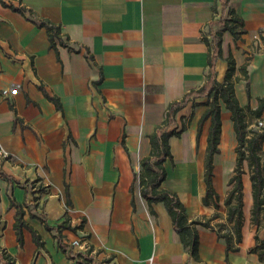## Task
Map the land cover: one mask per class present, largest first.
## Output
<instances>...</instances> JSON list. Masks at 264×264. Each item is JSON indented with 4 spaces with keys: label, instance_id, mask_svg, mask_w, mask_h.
Returning a JSON list of instances; mask_svg holds the SVG:
<instances>
[{
    "label": "crops",
    "instance_id": "crops-1",
    "mask_svg": "<svg viewBox=\"0 0 264 264\" xmlns=\"http://www.w3.org/2000/svg\"><path fill=\"white\" fill-rule=\"evenodd\" d=\"M228 10L244 32L236 42L222 34L216 81L224 79L226 58L234 60V76L248 59V80L234 88L240 106L254 108L264 97V0H227L224 10L219 0H0V146L9 154L0 155V264L2 252L8 264L188 260L166 209L148 207L135 177L168 104L205 84L203 38ZM43 22L56 29L53 47ZM204 101L193 98L178 112L176 127L180 115L191 120L169 140L161 187L177 194L189 222L214 227L215 208L202 205L209 121L198 139L197 126ZM220 118L212 162L223 177L234 165L236 139L223 104ZM17 212L39 246L26 228L18 245ZM248 219L237 251L225 250L215 228L196 225L198 259L187 264H264L248 250ZM65 220L71 229H57Z\"/></svg>",
    "mask_w": 264,
    "mask_h": 264
},
{
    "label": "trees",
    "instance_id": "trees-1",
    "mask_svg": "<svg viewBox=\"0 0 264 264\" xmlns=\"http://www.w3.org/2000/svg\"><path fill=\"white\" fill-rule=\"evenodd\" d=\"M221 9L224 10L227 5V0H219ZM226 17L221 15L219 20L215 23H210V39L208 37L203 38V42L208 46V69L206 75V82L198 90H192L185 94L179 101L168 104L164 113L163 122L157 126L149 135L150 152L149 155L140 161V171L135 177L137 182L139 193L141 197L146 201L148 207L152 203H161L166 209L167 214L172 222L174 231L179 237V241L189 255L188 260L184 263L187 264L189 260L198 259V236L195 226L202 225L207 228H215L216 234L224 240L226 244L225 250L237 251L234 246L239 245L242 239L241 227H242V178L240 166L244 161L247 162L250 174V190H251V211L250 220L252 225H258L261 220H264V165L258 154L261 150L260 144L264 142V128L261 129H249L247 130L245 109L240 106L235 96L234 84L239 80L247 82L248 73L247 65H243L239 68L241 73L240 77H235V63L231 57L226 58L227 69L224 79L221 83L216 81L215 64L220 59L221 55V37L224 32H229L236 42L243 34L242 20L232 10H228ZM40 26L45 28L48 33V39L50 46L53 47V34L56 29L49 26L47 23H40ZM213 26H217L215 30H212ZM248 94V84H245ZM205 97L206 106L205 112L200 117L197 126V139L200 136L202 126L205 122L209 121L206 137V150L204 155V171L203 182L205 195L202 198V205H212L215 209H218L219 197L216 191H214L213 180V157L219 153V139L221 130V118L220 108L221 104L230 113L232 121L233 132L235 133L236 145H235V168L232 177L228 181V194L224 199L223 204L227 206V213L225 220L232 224V231L230 233L222 235L219 228L212 227L208 222H201L198 220L189 222L186 212V208L178 199L176 193L170 192L167 189L161 187L165 181L166 170L164 168V161L166 159L171 160V151L169 149V140L172 137H178L185 129L184 127H176V116L178 112L184 108L188 102L193 98ZM52 102L58 107V103L55 98H50ZM258 106L252 111L254 117L260 118L264 110V97L257 98ZM132 190V189H131ZM66 203L68 204V195L66 194ZM22 212H17L16 222L14 224V231L18 245H22V228L30 229L22 220ZM217 213L213 214L210 219H216ZM209 219V220H210ZM44 223L43 220H41ZM46 229H49L45 225ZM57 229H71L67 225V220L61 223ZM74 231V229H72ZM33 241L36 245H40L39 237L31 229ZM60 249L68 250L70 254L72 247L63 242L62 237H57ZM232 240L233 243H232ZM80 255H83L79 253Z\"/></svg>",
    "mask_w": 264,
    "mask_h": 264
},
{
    "label": "rangeland",
    "instance_id": "rangeland-1",
    "mask_svg": "<svg viewBox=\"0 0 264 264\" xmlns=\"http://www.w3.org/2000/svg\"><path fill=\"white\" fill-rule=\"evenodd\" d=\"M245 63H246V61L237 67V73L239 76L238 75L234 76V79H235V77L241 76V73L239 72V68L243 65H247ZM242 81H244V80H242ZM204 102L202 103V105H204ZM256 102H257V100H256ZM257 106H258V102L256 103V106L254 108H251L248 105L244 106L245 117H246L245 121L247 124V130H249V129H257L258 130V129L264 128L263 119L261 117L260 118L254 117V114L252 113V111L254 109H256ZM187 118H188V116L180 115L178 117L179 123H178L177 128L184 127V129H185L191 120V119H187ZM260 123L262 125H260ZM260 146H261V150L259 151L258 154L260 155L261 161L264 165V142H262L260 144ZM234 157H235V155H234ZM234 160H235V158H234ZM233 162H234L233 167H231L229 169L228 173L226 175H224L223 177H222V174L220 173V171H215V174H213V181H214L213 186H214L215 191H217L219 193V196H220V200H219V204H218L219 207H218V209H215L213 212L214 214L217 213V215H218V217L216 218L217 222L214 223V227L219 228L218 230L220 231V234H222V235L230 233V231H232V228H233L232 224L228 223L225 220L226 213H227V206H225L223 204L224 199L229 192L228 190L230 189V186H228V181L232 177V175L234 174L233 171H234L236 162L235 161H233ZM240 171H241V178H242V184H243V187L241 190L242 191V205H243L242 209H241L242 210V220H243V217H247V218L249 217L248 225H250L249 227L251 229V231H250V235H251L250 236V242H251V244H250V247L248 248V250L252 253H257L259 256V259L264 262V220H261L258 225H254V226L252 225V222L250 220V211L252 208L250 180H249L250 171H249V168H248L246 161H244L242 163V165L240 166ZM247 184H248L249 189H247L248 188ZM246 189L249 191V193L247 192ZM248 195H249V197H248ZM247 201H249V204L251 205L250 207H249ZM243 224H244V220H243L242 226H243ZM241 230H242V227H241ZM242 237H243V235H242ZM233 241L234 240H232V243H233ZM241 241H242V239H241ZM1 259H2L3 264H8L10 262V258L8 256H6V254L4 252L1 253Z\"/></svg>",
    "mask_w": 264,
    "mask_h": 264
},
{
    "label": "built area",
    "instance_id": "built-area-1",
    "mask_svg": "<svg viewBox=\"0 0 264 264\" xmlns=\"http://www.w3.org/2000/svg\"><path fill=\"white\" fill-rule=\"evenodd\" d=\"M260 125H262V124L260 123ZM0 155H1V156H4V157H7L9 154H8L7 152H5V151L3 150V148L0 146ZM74 243L76 244L77 242H74ZM152 260H153V256L150 257V258L147 260V263H148V264H151V263H152Z\"/></svg>",
    "mask_w": 264,
    "mask_h": 264
}]
</instances>
